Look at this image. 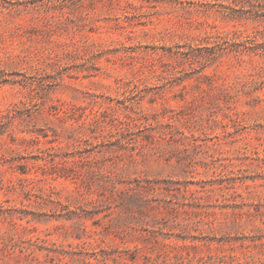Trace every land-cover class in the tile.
<instances>
[{
	"label": "rangeland",
	"instance_id": "rangeland-1",
	"mask_svg": "<svg viewBox=\"0 0 264 264\" xmlns=\"http://www.w3.org/2000/svg\"><path fill=\"white\" fill-rule=\"evenodd\" d=\"M0 264H264V0H0Z\"/></svg>",
	"mask_w": 264,
	"mask_h": 264
}]
</instances>
